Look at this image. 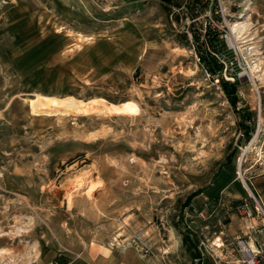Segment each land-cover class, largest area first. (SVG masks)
<instances>
[{
    "label": "rangeland",
    "instance_id": "rangeland-1",
    "mask_svg": "<svg viewBox=\"0 0 264 264\" xmlns=\"http://www.w3.org/2000/svg\"><path fill=\"white\" fill-rule=\"evenodd\" d=\"M26 14L44 23L43 66L6 31ZM209 33L226 44L215 77ZM238 78L234 104L223 82ZM46 98L70 106L31 103ZM263 162L264 0H0V264L35 241L196 264L185 238L203 235L204 264H235L228 229L260 215L247 179Z\"/></svg>",
    "mask_w": 264,
    "mask_h": 264
},
{
    "label": "crops",
    "instance_id": "crops-1",
    "mask_svg": "<svg viewBox=\"0 0 264 264\" xmlns=\"http://www.w3.org/2000/svg\"><path fill=\"white\" fill-rule=\"evenodd\" d=\"M43 24L44 23L42 22L41 17L29 14H26L21 18L10 17V21L6 22L7 33L11 35L12 38L15 36L14 39L17 42V57L25 58L29 55L36 56L37 67L43 66L47 60L53 56V52L47 51V47L45 45L46 42L42 43L41 37L44 31L42 26ZM262 166H264V162ZM256 172L257 173L252 175V177H249L247 180L252 188V192L264 208V169ZM222 191L231 197V199L240 200L246 196V188L244 185L242 186V184H240L237 178H231L225 181ZM250 225L254 226L255 229L259 231L257 235L264 240V219L261 215L257 214L252 218V220L242 218L240 221L238 220L237 222L232 223L228 229V234L233 240L238 236H245L248 238L251 233V244L253 246V239H255V235L250 232ZM236 227H239L240 232H238ZM185 239L188 244H191L193 256L195 258L200 257L201 251L199 246H197L195 242H190L191 237H186ZM64 253L65 252L55 247L48 249L41 247L40 243L35 241L28 248H26L21 256L17 258L11 256L10 253L7 254L6 264H28L31 262L34 264H49L54 261L59 264H147L142 256L134 249L101 246L95 249L91 248L85 250L81 253H71L70 255ZM231 253H234L233 250ZM1 255V258L5 259L4 251Z\"/></svg>",
    "mask_w": 264,
    "mask_h": 264
},
{
    "label": "built area",
    "instance_id": "built-area-1",
    "mask_svg": "<svg viewBox=\"0 0 264 264\" xmlns=\"http://www.w3.org/2000/svg\"><path fill=\"white\" fill-rule=\"evenodd\" d=\"M243 181H244V184L247 185V182L245 180H243ZM248 189L250 191L251 199L256 204L257 212L264 219V208H263V206L259 203L257 197L251 191L249 186H248ZM208 201H209V199L206 198L205 204L209 203ZM238 210L243 216H246L247 218H251L253 216L252 213L250 212L249 206L246 204H244L243 206H240L238 208ZM190 215H192V214L190 213ZM190 215L187 214L184 217V219H187ZM207 216H208V213L206 210H199L196 213V218L202 219L204 221L208 219ZM207 228L208 227H206V229ZM249 230H250V232H252L255 235V239H253V246L251 244V242H252V238L250 237L251 233L249 234L248 238H246L245 236L244 237L238 236L231 243V245H233L235 247V250L240 254V259L235 264H264V240L259 235H257L259 233V231L256 230L254 226L250 225ZM221 240H222L221 236H218L215 239V241H217V242H221ZM207 243H208V239H207L206 235H203L202 239L200 240V242L198 244L199 249L201 251V256L194 259V262L196 264H204V261L206 259L205 257H207L208 255L213 256L212 253L214 251L212 250V248H210L207 245ZM212 245L217 249H221L224 247V243L216 244V242H213ZM146 252H148V251H146ZM28 264H34V263L31 262ZM49 264H59V263L54 261V262H50Z\"/></svg>",
    "mask_w": 264,
    "mask_h": 264
},
{
    "label": "trees",
    "instance_id": "trees-1",
    "mask_svg": "<svg viewBox=\"0 0 264 264\" xmlns=\"http://www.w3.org/2000/svg\"><path fill=\"white\" fill-rule=\"evenodd\" d=\"M195 35V34H194ZM207 39L208 40V45L211 44L212 49L214 50L213 52H211L210 54L207 55V58H202L201 60H203L202 65L205 67V69L207 70V72L210 74L211 77H215V75H220L224 72L225 70V65L223 62H221V59L218 58L220 57V55L223 56V58H225V55L220 53V46L221 47H226L225 42H221L220 40H218L219 36L218 34L215 35V37L211 38V33H209L207 35ZM196 38V36H195ZM220 45V46H219ZM218 55V56H217ZM227 57H232L233 58V53L231 54H226ZM240 79L238 78V80L236 81V83L234 84H230L229 82H223V86L226 90V92L228 93V95L230 97H234L233 103H236V93H237V85L240 83ZM250 119H252V116H248ZM253 126L250 127V130H252Z\"/></svg>",
    "mask_w": 264,
    "mask_h": 264
},
{
    "label": "bare ground",
    "instance_id": "bare-ground-1",
    "mask_svg": "<svg viewBox=\"0 0 264 264\" xmlns=\"http://www.w3.org/2000/svg\"><path fill=\"white\" fill-rule=\"evenodd\" d=\"M31 103L34 106L38 105V106H42V107L63 106V107L67 108L70 106L69 105L70 103H68L67 100L64 102H61V101L59 102L54 98H46L44 101L32 100ZM109 112H110V110H109Z\"/></svg>",
    "mask_w": 264,
    "mask_h": 264
}]
</instances>
